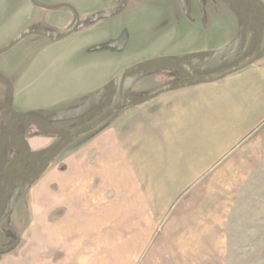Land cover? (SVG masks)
<instances>
[{
  "label": "crops",
  "instance_id": "1",
  "mask_svg": "<svg viewBox=\"0 0 264 264\" xmlns=\"http://www.w3.org/2000/svg\"><path fill=\"white\" fill-rule=\"evenodd\" d=\"M131 3L73 0L67 5L79 6L83 12L68 7L71 13L51 15L32 0H0L1 43L27 30L64 31L76 23L75 32L52 39L30 59L29 67L39 65L42 52L56 46L60 49L55 59L59 69L90 70L81 93H63L56 99L65 103L76 97L98 96L104 107L114 95L109 85L123 70L169 55L163 40L156 49L148 45L141 51L120 49L122 36L115 35L111 24L119 7ZM250 18L254 33L251 47L238 51L236 57L246 59L259 44L262 21ZM28 38L14 48L32 47L36 40ZM193 53L183 48L177 54L191 59ZM258 62L211 83H192L179 70L162 67L132 79L125 96L122 93L123 106L72 143L73 149L57 163L50 164L43 183L58 188L57 198L62 201L57 204L66 208L65 221L49 223L44 220L46 212L35 210L40 219L34 222V232L49 236L53 246H65L67 264H87L83 257L86 245L97 246L92 260L98 263L106 261V247H113L110 255L114 261L133 262L146 247L150 259L158 244L166 245L165 238L154 236L153 230L164 229L170 207L182 199L187 183L215 172L263 129L264 62ZM191 64L196 71L208 72L195 58ZM151 79L154 81L149 84ZM19 85L18 80L14 82L12 102L20 111L36 110L22 104L24 94ZM173 85L141 102L155 89Z\"/></svg>",
  "mask_w": 264,
  "mask_h": 264
},
{
  "label": "rangeland",
  "instance_id": "2",
  "mask_svg": "<svg viewBox=\"0 0 264 264\" xmlns=\"http://www.w3.org/2000/svg\"><path fill=\"white\" fill-rule=\"evenodd\" d=\"M39 1L50 6H59L52 9L42 8L51 15L71 13L68 7L75 12H83L79 6L67 5L73 0H51L64 5ZM184 1L186 8L180 0H132L130 5L120 6L112 20L114 24H111V29L117 33L115 35L122 36L120 49L124 51L131 47V51H141L146 45L156 49L163 40L164 47L168 45L170 51L169 55L159 59L187 61L192 65L195 58L208 71L192 69L199 77L215 75L226 70L224 67L232 68L245 59L242 55L236 57V54L238 51H248L251 47L254 33L250 16L255 20L263 19L262 13L254 4L248 5L245 2L233 6L229 0ZM261 1L264 3V0ZM79 20L82 25V19ZM1 34L2 31L0 44L3 45H0V49L15 38L1 43ZM127 36L130 38L127 39ZM28 37L36 40L32 47H12L0 56V103H4L0 105V112L29 115L47 123L45 128L25 118L18 119L25 120L34 127L24 130L30 133L26 135L28 147L47 157L63 141V137L56 131L70 132L80 126L78 124L83 120H86L84 123L92 120L106 105L102 107L98 96L76 97L73 101L60 103L56 98L63 93L69 92L73 96L81 93L86 78L90 77V70L86 67L59 69L55 59L60 56V49L56 46L42 52L39 65L29 67L30 59L52 39L39 34L25 38L30 39ZM183 48L195 52L191 59H183L185 57L177 54ZM258 61L264 62V56ZM158 67L179 70L174 66L161 65L132 73L123 81L124 96L132 79L146 73L151 74ZM22 74L24 75L21 79ZM17 80L20 89H23L22 104L36 110L23 112L12 102L14 82ZM148 81L152 84L154 80ZM156 90L158 89L154 91ZM92 129L71 141L50 164L57 163L73 149L74 146L70 147L72 143L80 141L82 135ZM37 130L48 134L35 135ZM13 155L10 152L9 158ZM50 164L44 172L34 175L24 185L18 184L6 210L0 214V249L16 242V234L10 229H15L19 236V245L12 252L0 256V264H67L65 246H53L49 236L43 237L38 231L34 232V222L40 219L39 215L37 218L35 210L46 212L44 220L49 223L65 221L66 208L64 204H57L62 201L57 198L60 194L58 188L43 183L45 176L49 174ZM186 186L180 196L182 199H177L176 203L173 201L170 218L164 229L153 230L154 236L165 238L166 245L158 244L150 259L146 247L143 254L134 257L133 262L114 261L115 257L110 255L113 247H106V261L98 263L92 260V253L96 252L97 246L86 245V253L83 255L87 258L86 263L264 264V127L215 172L197 182L187 183ZM81 249L79 247L78 250Z\"/></svg>",
  "mask_w": 264,
  "mask_h": 264
},
{
  "label": "water",
  "instance_id": "3",
  "mask_svg": "<svg viewBox=\"0 0 264 264\" xmlns=\"http://www.w3.org/2000/svg\"><path fill=\"white\" fill-rule=\"evenodd\" d=\"M32 1L37 6L42 7V8H47V9L54 8V6L42 4V3L38 2L37 0H32ZM180 1H181L182 5L184 6V8H186L185 1L184 0H180ZM252 1H253L254 5L258 8V10L262 13L263 22H264V3L261 0H252ZM76 26L77 25L75 23L73 25V27H71L70 29H67V30H64L61 32H45V31H39V30L24 31L0 49V56L3 53L10 50L17 43H19L21 40H23L25 37H27L29 35L39 34V35H43L45 37L51 38L53 40H58V39H63V38L70 36L73 32H75ZM263 56H264V26L262 29V40H261L260 46L258 47L257 51H255L251 56L247 57L246 59L241 61L236 66L229 68V69H226V70H224L220 73H217L215 75H212V76L199 77L193 73V70H192L189 62L181 61V60H169V59L149 61V62H146V63H143V64H140V65H137V66L123 70L114 80L115 90H114L112 103L109 106H107L104 110H102V112L97 117H95L94 119L90 120L87 123L81 124L80 126L76 127L75 129L71 130L70 132L64 133V132L56 131V133L58 135H61L63 137V141L52 153H50L45 158L42 168L39 169L38 171L44 172L48 168L50 162L53 159H55L56 157H58L71 141H73L76 137H78L82 133L86 132L87 130L92 129V128H96L97 126H99L111 114H113L114 112H116L118 109H120L123 106L125 101L122 98V84H123L125 77H127L128 75L135 73V72H140L142 70L149 69V68H152L155 66L169 65V66H174V67L181 69L183 71L184 75L188 78V80H190L194 83H198V84L211 83V82L218 81L224 77H227L231 74H234V73H237L239 71L244 70L245 68L256 63ZM170 88H171L170 86H165L163 88H160V89L154 91L153 93L149 94L147 96V99H152V98L168 91ZM15 114L16 113H12L9 116V123H8L9 129H11V119H12L13 115H15ZM20 115H24V114H20ZM26 116H29V115H26ZM29 154L35 156L34 153L29 152V153L25 154L24 156L18 157L17 160L21 159L22 157H26ZM38 163H39V161L37 160V164ZM10 190H11L10 185H8L7 194L5 195V197L2 199V201L0 203V214L3 212V210L6 206V203L9 199ZM10 231L16 234L17 240L11 246H9L7 248L0 249V256L6 255V254L12 252L19 245V236H18L17 231L13 228L10 229Z\"/></svg>",
  "mask_w": 264,
  "mask_h": 264
},
{
  "label": "flooded vegetation",
  "instance_id": "4",
  "mask_svg": "<svg viewBox=\"0 0 264 264\" xmlns=\"http://www.w3.org/2000/svg\"><path fill=\"white\" fill-rule=\"evenodd\" d=\"M229 1L233 6H238L237 4H244L245 2L248 5L249 3L254 4L252 0ZM259 43L261 42L259 41ZM259 46L260 44L258 45V47ZM258 47L254 51H257ZM3 104L4 103H0V105ZM2 113L3 112H0V203L7 194L8 185H10L11 188L9 196L10 199L15 191H17L16 187L18 184L24 185L26 181L34 175L41 174L42 172L38 170L42 168L44 160L46 158V156L42 155L39 151L32 150L33 148L31 146V149L28 147V138L26 137V135L30 133L29 131L24 132V130H30L34 127H32L30 123H27L25 120H18L19 117L16 115L20 114L17 113L13 115L11 119V129H9L8 123L10 114L8 112L3 114ZM30 122L37 124L34 121ZM40 134L41 130H37V132L35 133V135L38 136ZM10 152L14 153L12 158H9ZM29 152L34 153L35 156L29 154L28 156L22 157L21 159L17 160L18 157L24 156ZM37 160L39 161L38 164ZM9 199L3 211L6 210Z\"/></svg>",
  "mask_w": 264,
  "mask_h": 264
},
{
  "label": "trees",
  "instance_id": "5",
  "mask_svg": "<svg viewBox=\"0 0 264 264\" xmlns=\"http://www.w3.org/2000/svg\"><path fill=\"white\" fill-rule=\"evenodd\" d=\"M56 7H59V6H54V8H56ZM263 26H264V22H263V19H262V22H261V33H260V35H261V38H260V42H261V40H262V29H263ZM260 44V43H259ZM179 69V68H178ZM181 72H182V74H183V77H184V79L185 80H187V81H189V82H192V81H190V80H188V78L184 75V73H183V71L181 70V69H179ZM192 83H194V82H192ZM171 88L172 87H174V85L173 86H170ZM109 89H110V91H112V93H114V90H115V86H114V81L109 85V87H108ZM170 88V89H171ZM145 100H148L147 99V97H144L143 99H141V102L142 101H145ZM112 103V101H110V103L107 105V106H109L110 104ZM107 106H105V107H107ZM100 114V112L97 114V115H99ZM96 115V116H97ZM16 116H18L19 118H25V119H27V120H29V121H34L35 123H37V124H39L40 126H46L47 127V123H45V122H42V121H40V120H38V119H35V118H32L31 116H26V115H16ZM95 116V117H96ZM95 117H93V118H95ZM92 118V119H93ZM91 120V119H90ZM86 120H83L82 122H80L78 125H81V124H83L84 122H85ZM45 127V128H46ZM43 131H41V134L40 135H45V136H47V134H48V132H44V133H42Z\"/></svg>",
  "mask_w": 264,
  "mask_h": 264
}]
</instances>
